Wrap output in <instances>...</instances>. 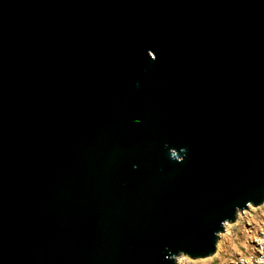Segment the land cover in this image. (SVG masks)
Segmentation results:
<instances>
[{"label": "water", "instance_id": "1", "mask_svg": "<svg viewBox=\"0 0 264 264\" xmlns=\"http://www.w3.org/2000/svg\"><path fill=\"white\" fill-rule=\"evenodd\" d=\"M264 202V0H0V264H177Z\"/></svg>", "mask_w": 264, "mask_h": 264}, {"label": "built area", "instance_id": "2", "mask_svg": "<svg viewBox=\"0 0 264 264\" xmlns=\"http://www.w3.org/2000/svg\"><path fill=\"white\" fill-rule=\"evenodd\" d=\"M242 218L246 219L244 229L247 247L244 252L234 256L229 264H264V202L257 207L249 205L239 212L235 223Z\"/></svg>", "mask_w": 264, "mask_h": 264}, {"label": "rangeland", "instance_id": "3", "mask_svg": "<svg viewBox=\"0 0 264 264\" xmlns=\"http://www.w3.org/2000/svg\"><path fill=\"white\" fill-rule=\"evenodd\" d=\"M239 217L241 218V216ZM245 220V218H242L239 222L229 223V229H225L220 234L216 252L212 256L191 259L181 255L177 258V264H229L234 256L244 252L247 247V235L244 229Z\"/></svg>", "mask_w": 264, "mask_h": 264}, {"label": "bare ground", "instance_id": "4", "mask_svg": "<svg viewBox=\"0 0 264 264\" xmlns=\"http://www.w3.org/2000/svg\"><path fill=\"white\" fill-rule=\"evenodd\" d=\"M229 227H230V226H229V224H228V223H227V224H225V229H226V230H228V229H229ZM216 247H217V246H216ZM218 247H219V244H218Z\"/></svg>", "mask_w": 264, "mask_h": 264}]
</instances>
